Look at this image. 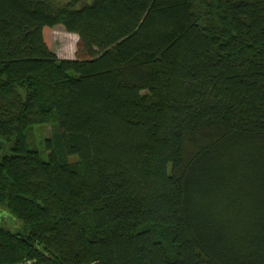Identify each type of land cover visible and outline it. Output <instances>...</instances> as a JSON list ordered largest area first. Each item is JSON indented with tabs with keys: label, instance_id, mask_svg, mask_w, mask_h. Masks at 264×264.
<instances>
[{
	"label": "trees",
	"instance_id": "16d2710c",
	"mask_svg": "<svg viewBox=\"0 0 264 264\" xmlns=\"http://www.w3.org/2000/svg\"><path fill=\"white\" fill-rule=\"evenodd\" d=\"M84 1L0 0V264H264V0Z\"/></svg>",
	"mask_w": 264,
	"mask_h": 264
},
{
	"label": "rangeland",
	"instance_id": "374dc122",
	"mask_svg": "<svg viewBox=\"0 0 264 264\" xmlns=\"http://www.w3.org/2000/svg\"><path fill=\"white\" fill-rule=\"evenodd\" d=\"M57 7L64 5L67 0H49ZM85 0L84 2H88ZM211 4L207 2L202 8L203 22L210 24L213 17L214 0ZM46 38L51 51L60 59H74L78 54V36L74 33L67 32L61 24L55 25L51 29L46 31ZM51 125L50 124H35L32 125L27 131L26 142L30 148H35L40 153L43 159H47L48 152L45 150L44 141L50 135ZM12 144V143H11ZM10 144V145H11ZM70 160H75L72 157ZM0 222L8 230H15L21 226L20 221L9 216L4 208L0 206ZM161 233V232H160ZM31 260H25L18 264H32Z\"/></svg>",
	"mask_w": 264,
	"mask_h": 264
}]
</instances>
